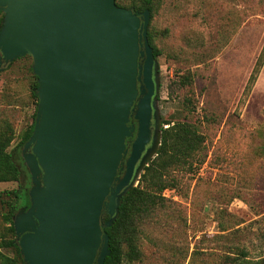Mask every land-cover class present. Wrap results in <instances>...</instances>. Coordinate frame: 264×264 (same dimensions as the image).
Returning <instances> with one entry per match:
<instances>
[{
  "label": "water",
  "instance_id": "95a60500",
  "mask_svg": "<svg viewBox=\"0 0 264 264\" xmlns=\"http://www.w3.org/2000/svg\"><path fill=\"white\" fill-rule=\"evenodd\" d=\"M0 13V71L28 56L38 85L21 150L29 207L13 216L22 261L103 264L104 230L159 146L149 11L115 0H0Z\"/></svg>",
  "mask_w": 264,
  "mask_h": 264
},
{
  "label": "rangeland",
  "instance_id": "374dc122",
  "mask_svg": "<svg viewBox=\"0 0 264 264\" xmlns=\"http://www.w3.org/2000/svg\"><path fill=\"white\" fill-rule=\"evenodd\" d=\"M149 1L147 34L159 54L157 115L160 124H183L196 148L190 167L170 174L173 187L160 193L155 214L138 223L139 257L121 264H229L236 249L261 259L264 62L249 92L245 86L264 48V0ZM31 66L25 56L0 71V122L13 130L8 151L20 169L19 181L0 183V241L15 239L3 221L6 204L15 214L28 205L30 178L19 142L35 109ZM0 252L16 258L13 248Z\"/></svg>",
  "mask_w": 264,
  "mask_h": 264
},
{
  "label": "trees",
  "instance_id": "16d2710c",
  "mask_svg": "<svg viewBox=\"0 0 264 264\" xmlns=\"http://www.w3.org/2000/svg\"><path fill=\"white\" fill-rule=\"evenodd\" d=\"M123 0H115L119 7L128 8L134 12L141 13L144 10L149 11V19L153 14V7L149 0H139L140 5L135 7L134 4L121 5ZM3 14L0 13V27L3 21ZM149 46L152 49L153 56L158 57V51L154 48L147 34ZM264 62V48L259 53L251 73L248 77L245 89L249 92L255 83L260 69ZM32 72V70H31ZM33 74V73H32ZM37 78L33 75L31 96L35 102V109L32 114V122L29 128L24 132L19 142L23 145L30 138L37 109L38 98L36 95ZM159 96L157 94V100ZM168 120H162L160 128L159 146L152 161L143 168L138 184L132 187L122 198L118 208V217L110 226L105 229L108 236L109 255L104 259L103 264H121L123 261H133L139 257L136 247L137 225L143 219L151 218L155 214L156 207L162 199L160 193L168 188L173 187L170 181V174L174 171L185 167L191 153L196 148L195 137L188 129L179 122L172 123ZM13 140V130L6 121L0 122V183L17 182L20 179V169L15 163L11 152L8 151ZM22 159V158H21ZM23 163V160H22ZM191 163L186 166L190 167ZM1 195V194H0ZM2 200V199H1ZM26 203L29 204L28 193H26ZM7 211L3 214V221L8 225L11 234H14L13 216L16 207L8 202ZM108 216L103 214L102 222L106 221ZM1 248H13L16 252V258H9L0 252V264H24L16 244V239L1 240ZM235 256H227L226 261L229 264H264V257L258 260L247 259V253L242 249H236Z\"/></svg>",
  "mask_w": 264,
  "mask_h": 264
},
{
  "label": "flooded vegetation",
  "instance_id": "af4514ba",
  "mask_svg": "<svg viewBox=\"0 0 264 264\" xmlns=\"http://www.w3.org/2000/svg\"><path fill=\"white\" fill-rule=\"evenodd\" d=\"M5 68H7V67H5ZM5 68H4V69H5ZM133 124L136 126V122H135V121H133ZM28 207H29V204H28L27 206L23 207V208H20V210H18V211L16 212V215H17L18 213H22V212L25 211Z\"/></svg>",
  "mask_w": 264,
  "mask_h": 264
}]
</instances>
